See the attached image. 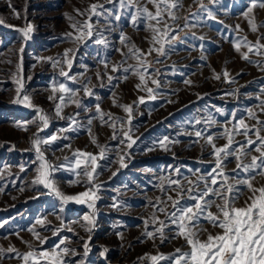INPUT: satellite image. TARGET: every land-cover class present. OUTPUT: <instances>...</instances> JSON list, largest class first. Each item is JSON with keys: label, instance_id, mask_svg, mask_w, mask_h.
<instances>
[{"label": "rangeland", "instance_id": "374dc122", "mask_svg": "<svg viewBox=\"0 0 264 264\" xmlns=\"http://www.w3.org/2000/svg\"><path fill=\"white\" fill-rule=\"evenodd\" d=\"M92 4H103L100 16L90 12ZM124 4L121 8L116 0H0V249L4 250L0 264H25L18 254L32 249L58 251L57 245L70 250L63 254L67 264H153L151 256H169L177 248L189 251L175 225L163 229V240L156 231L159 221L167 222L160 209L172 211L168 197L177 198V185L170 182L179 181L185 189L189 181L199 182L202 190L201 177L209 179L206 174L216 162L206 137L211 135L213 143L222 147L227 143L225 130L230 134L240 120L260 127L250 113L264 121L260 107L264 103V7L257 5L248 13L251 0H180L178 7L170 9L175 19L162 13L169 36L175 39L164 43V54L153 50L143 56L142 65L133 50L147 53L159 48L153 37L160 33L152 27L163 30L165 24L139 11L146 7L155 14L150 0H124ZM209 12L215 19L208 18ZM89 21L91 36L83 28ZM28 26L32 31L25 40L23 30ZM245 38L252 45L259 39L261 47L249 51ZM97 39L105 43L97 44ZM145 67L147 74L141 81ZM60 84L71 95L62 93ZM147 88L153 90L154 99ZM25 95L32 106H24ZM53 135L57 138L47 144L32 143ZM249 138L256 140L254 132L249 137L235 136V142ZM257 145L242 157L244 163H250L252 155L259 156L251 151ZM37 147L43 160L38 159ZM80 153L97 158L91 180L83 175L92 171L89 156ZM42 164L62 194L89 191L91 198L84 197L83 203L63 202L38 182L45 170ZM225 164L230 177L252 175L254 187L264 186L258 171L239 172L235 157H228ZM238 187L243 193L236 206L241 207L251 193L245 185ZM180 203L195 202L185 193ZM202 225L207 229L202 240L208 232L221 231L207 221ZM34 233L45 239L42 245Z\"/></svg>", "mask_w": 264, "mask_h": 264}, {"label": "snow or ice", "instance_id": "6c2138e0", "mask_svg": "<svg viewBox=\"0 0 264 264\" xmlns=\"http://www.w3.org/2000/svg\"><path fill=\"white\" fill-rule=\"evenodd\" d=\"M109 3H112L113 0H108ZM117 3L120 4L121 8L125 7L124 0H116ZM156 7V12L153 14L146 7L140 9L146 14L147 18L150 20H156L157 24L164 23L165 27L163 30L152 27V31L154 33H160V36L153 37V44H160L159 48H150L147 53H143L139 49L133 50V55L136 56L138 60H141L142 65L144 61L142 57L145 55H150L153 50H155L158 54H164V43L167 42L168 39H175L174 36H169L170 28L163 21L162 13L167 12L170 17L175 19V14L170 11V9H174L179 6L180 0H175V2H171V0H150ZM216 0H210V3H215ZM259 5L260 7H264V0H251V7L248 8V13L252 11V8ZM203 8L204 6L201 5ZM103 8V4H92L90 6V12L96 16H100L102 13L99 9ZM15 11V9H14ZM78 14H83L79 13ZM17 17L19 13H16ZM247 15V13H245ZM120 17L117 16L118 20ZM209 19H215L211 12L208 13ZM136 16L132 17L133 23H135ZM252 21H250V25ZM75 27V25H73ZM83 28H87L88 32L86 35L91 36V22L83 25ZM238 28V26H237ZM256 27L252 26V31H256ZM32 31L31 26H28L25 30H23V35L25 40L29 38V33ZM264 38V37H261ZM121 40H124V37H121ZM97 44L105 43L103 39H97L95 41ZM245 46L248 47L249 51H252L253 47L259 49L261 47L259 43V39L256 45H252L247 42L246 38L244 40ZM237 50L240 47V44L237 43L235 45ZM23 51V49H21ZM257 54H260L259 52ZM67 55V53H65ZM247 59V55L244 56ZM116 71L117 69L114 67L112 69ZM145 74H147V68L145 67V72L140 74L141 81L144 80ZM62 75L67 76V73H63ZM225 76L228 75L227 72L224 73ZM219 79V77H216ZM112 77L109 76V80ZM156 83V81H153ZM185 83H189L185 81ZM59 90L62 93H69L71 95V90L66 88L64 84L59 85ZM55 91V89H53ZM152 89L147 88V92L149 93V98L154 97L152 94ZM87 95H92V93L87 92ZM60 101L64 102V96L59 97ZM17 102H20L17 100ZM23 102L25 107H30L31 102L30 98L25 95L23 96ZM144 97L140 98V103H144ZM79 106V102H77ZM261 109L264 110V103L260 105ZM126 112H131L130 107H125ZM57 115L60 114V108L56 109ZM97 112H100L99 105H97ZM101 116L103 114L101 113ZM251 119L257 121V124L260 125L259 128L250 127L245 124L244 120H240L238 122V126H234V131L230 134L225 130L224 138L227 140V143L222 147H217L213 143V137L211 135L206 137L207 143L212 147V153L215 157V165L214 167L206 174L209 179H201L204 182L203 189H199V182L193 184L192 181H189V187L185 189L182 185H180L179 181H171L170 183L176 184L177 189V198L173 199L172 196L168 197V200L171 201L172 211L168 212L166 209L161 208L160 211L164 212L167 217V222L159 221L160 227L156 229V231L161 233V239L163 240V229L167 228L169 224L176 226V234L178 236H182L186 244L189 247V251L184 252L181 249L177 248L174 254L169 256H164L163 254L159 256H151V260L153 264H158L161 260H168L170 264H264V186L254 187L252 181L255 179V176L249 175L246 179H238L236 177H230L225 171L226 167L225 161H227L228 157H235L237 162V169L241 173H255L259 172V175L264 176V135H261V132L264 131V121H260L254 114H251ZM41 121L43 127H47V119L46 117H41ZM91 123V121H89ZM243 129L241 131L240 129ZM65 131L67 129H64ZM256 136V140H252L251 138L247 139L246 142L240 143L235 142V136L243 135L245 137H249V133H253ZM197 137H201L202 133L196 132ZM57 137L55 135L50 138L40 140L34 139L32 141L34 146H38L40 143H49L50 140H55ZM130 142L127 146L129 148L132 147V143ZM258 145L251 149L256 153H259V156L252 155L250 163H244L242 157L250 155L248 151L253 144ZM235 143V147L233 146ZM38 159L43 160V156L40 154L39 147L36 148ZM81 156L87 155L91 161L92 171L89 172L85 170L83 175L88 176L89 179H92L93 173L96 168V156L89 153H80ZM80 161L76 160V165L79 167ZM124 166V165H122ZM45 165H41L44 171H41V174L38 178V182L43 184L46 188H50L52 191H55L57 197H59L63 202H75V203H83L84 197H90V192L85 191L78 195H64L58 189L54 188L52 182L49 179V172L46 170ZM238 185H245L251 195L248 197V200L245 201V205L241 207H237L236 203L239 199V195L243 193V189L239 188ZM187 194L188 199L194 201L193 204H181L180 197L184 194ZM91 208L92 205L89 204ZM215 207L216 211L213 212L211 209ZM202 221H207L213 228H219L221 231L212 234L208 232L207 239L202 240L201 234L206 232L202 225ZM3 224L0 223V227ZM37 240L40 241L41 245L45 242L44 238H41L39 233H34ZM146 235L148 237H152V232H147ZM175 238V237H173ZM64 241L61 240L60 244H63ZM58 251H47V250H36L32 249V246L29 245V248L32 249L26 254L20 255L18 254V258L23 259L25 264H67V261L63 260V254L69 253L68 248L60 249L59 245L55 246ZM4 250L0 249V253ZM7 251L12 252L15 251L13 248H9ZM104 251H107L105 249ZM88 246L85 245V255H87ZM103 255V253H101ZM82 264V262H81Z\"/></svg>", "mask_w": 264, "mask_h": 264}]
</instances>
